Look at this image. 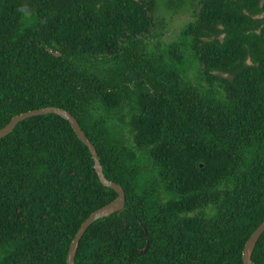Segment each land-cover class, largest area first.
I'll return each mask as SVG.
<instances>
[{
	"label": "trees",
	"instance_id": "trees-1",
	"mask_svg": "<svg viewBox=\"0 0 264 264\" xmlns=\"http://www.w3.org/2000/svg\"><path fill=\"white\" fill-rule=\"evenodd\" d=\"M154 7L0 0V128L62 108L121 186L74 264H241L264 220V0H197L179 40L146 58ZM123 101L130 142L110 115ZM115 196L66 119L18 121L0 138V264H66L79 224ZM249 259L264 264V230Z\"/></svg>",
	"mask_w": 264,
	"mask_h": 264
},
{
	"label": "rangeland",
	"instance_id": "rangeland-1",
	"mask_svg": "<svg viewBox=\"0 0 264 264\" xmlns=\"http://www.w3.org/2000/svg\"><path fill=\"white\" fill-rule=\"evenodd\" d=\"M197 8V0H155V7L152 13V26L144 35L138 37L140 43L138 48L142 50L144 57L152 55H163L169 43L179 40L181 26L193 20V15ZM109 66H113L111 62ZM186 74L195 80L196 70L191 67ZM128 101H123L120 106L110 113L111 118L117 117L115 123L119 125L123 138L130 142V135L126 125L128 116ZM119 115L122 120L119 121ZM148 164V163H147Z\"/></svg>",
	"mask_w": 264,
	"mask_h": 264
},
{
	"label": "water",
	"instance_id": "water-1",
	"mask_svg": "<svg viewBox=\"0 0 264 264\" xmlns=\"http://www.w3.org/2000/svg\"><path fill=\"white\" fill-rule=\"evenodd\" d=\"M54 55H57V53L53 52ZM45 113H55L59 115L60 117L67 120L69 125L71 126L72 130L74 131L76 137L84 143L91 155L92 161H93V167L96 172L98 180L105 186L111 188L115 193L116 196L106 203L105 205L95 209L92 211L77 227L76 231L74 232L72 239L68 245L67 251H66V258L65 263L66 264H74L73 262V254L77 247V242L83 231L86 229V227L92 223L94 220L99 219L101 217H104L106 215H109L112 212L120 211L123 206L124 202V192L119 184H116L112 181L107 180L101 170V166L98 161V156L96 155V151L94 146L88 141L86 136L84 135L83 131L80 129L76 119L68 112L65 111L62 108L58 107H40L32 110H28L22 113H18L14 116H12L7 123H5L0 128V138L8 134L13 126L20 120L33 116L38 114H45ZM264 230V220L257 225V227L248 235L247 239L244 242V245L241 250V264H250V252L251 249L257 240L258 236L261 234V232Z\"/></svg>",
	"mask_w": 264,
	"mask_h": 264
}]
</instances>
